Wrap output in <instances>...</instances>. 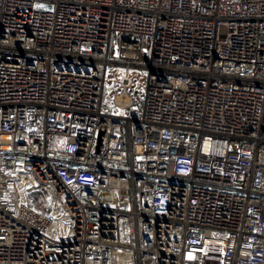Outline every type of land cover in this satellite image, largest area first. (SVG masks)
<instances>
[{"label": "built area", "instance_id": "2783aa9c", "mask_svg": "<svg viewBox=\"0 0 264 264\" xmlns=\"http://www.w3.org/2000/svg\"><path fill=\"white\" fill-rule=\"evenodd\" d=\"M0 264H264V0H0Z\"/></svg>", "mask_w": 264, "mask_h": 264}, {"label": "rangeland", "instance_id": "374dc122", "mask_svg": "<svg viewBox=\"0 0 264 264\" xmlns=\"http://www.w3.org/2000/svg\"><path fill=\"white\" fill-rule=\"evenodd\" d=\"M142 62L144 61V56H141L140 59ZM125 72L121 67L108 66L106 71L105 78V86H106V94L108 92L116 93L120 90V86H122V79L124 77ZM146 78V72L140 68L132 67L128 72L129 86L128 90H132L136 99L133 101L131 108L136 107L135 103H138L140 99L142 85ZM137 109V108H136ZM42 205V206H41ZM42 208L45 207V202L41 201L40 204L37 205Z\"/></svg>", "mask_w": 264, "mask_h": 264}, {"label": "trees", "instance_id": "16d2710c", "mask_svg": "<svg viewBox=\"0 0 264 264\" xmlns=\"http://www.w3.org/2000/svg\"><path fill=\"white\" fill-rule=\"evenodd\" d=\"M128 92L133 95V91L132 90H128ZM105 93H106V90H105ZM136 104V107H133V108H130L127 113L128 114H132V115H135L137 116L139 114V110H140V104H141V101L139 99L138 103H135ZM137 108V109H136Z\"/></svg>", "mask_w": 264, "mask_h": 264}, {"label": "bare ground", "instance_id": "6f19581e", "mask_svg": "<svg viewBox=\"0 0 264 264\" xmlns=\"http://www.w3.org/2000/svg\"><path fill=\"white\" fill-rule=\"evenodd\" d=\"M121 99H124L125 102L128 101V97H126L125 95H122V96H118V97H116L115 101H116L117 103H120Z\"/></svg>", "mask_w": 264, "mask_h": 264}, {"label": "snow or ice", "instance_id": "6c2138e0", "mask_svg": "<svg viewBox=\"0 0 264 264\" xmlns=\"http://www.w3.org/2000/svg\"><path fill=\"white\" fill-rule=\"evenodd\" d=\"M36 7L41 8V7H43V5L37 4Z\"/></svg>", "mask_w": 264, "mask_h": 264}]
</instances>
